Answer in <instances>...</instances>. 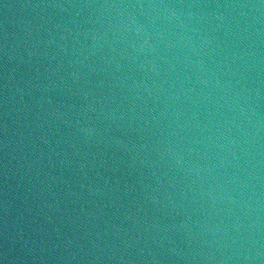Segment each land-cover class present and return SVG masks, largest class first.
<instances>
[{"label":"water","instance_id":"obj_1","mask_svg":"<svg viewBox=\"0 0 264 264\" xmlns=\"http://www.w3.org/2000/svg\"><path fill=\"white\" fill-rule=\"evenodd\" d=\"M0 264H264V0H0Z\"/></svg>","mask_w":264,"mask_h":264}]
</instances>
